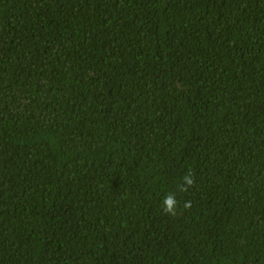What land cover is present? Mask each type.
<instances>
[{"label": "trees", "instance_id": "trees-1", "mask_svg": "<svg viewBox=\"0 0 264 264\" xmlns=\"http://www.w3.org/2000/svg\"><path fill=\"white\" fill-rule=\"evenodd\" d=\"M0 264H264V0H0Z\"/></svg>", "mask_w": 264, "mask_h": 264}, {"label": "clouds", "instance_id": "clouds-1", "mask_svg": "<svg viewBox=\"0 0 264 264\" xmlns=\"http://www.w3.org/2000/svg\"><path fill=\"white\" fill-rule=\"evenodd\" d=\"M195 180L194 174L191 172L186 173L182 182L177 185V190L182 193H187L192 187H194ZM164 212L169 216H176L179 208V202L174 192L168 193L162 201ZM192 207L191 201H186L183 205L184 209L190 210Z\"/></svg>", "mask_w": 264, "mask_h": 264}]
</instances>
